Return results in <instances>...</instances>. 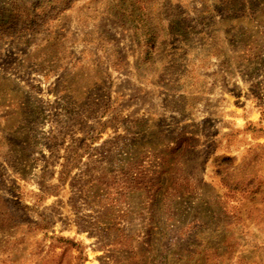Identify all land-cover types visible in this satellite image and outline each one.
<instances>
[{
  "label": "rangeland",
  "instance_id": "1",
  "mask_svg": "<svg viewBox=\"0 0 264 264\" xmlns=\"http://www.w3.org/2000/svg\"><path fill=\"white\" fill-rule=\"evenodd\" d=\"M0 264H264V0H0Z\"/></svg>",
  "mask_w": 264,
  "mask_h": 264
},
{
  "label": "trees",
  "instance_id": "2",
  "mask_svg": "<svg viewBox=\"0 0 264 264\" xmlns=\"http://www.w3.org/2000/svg\"><path fill=\"white\" fill-rule=\"evenodd\" d=\"M59 241H61V242H64V243H66V244H68V245H70V247L71 248H74V247H76L77 245L74 243V242H72L71 240H63V239H58Z\"/></svg>",
  "mask_w": 264,
  "mask_h": 264
}]
</instances>
